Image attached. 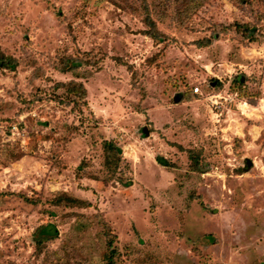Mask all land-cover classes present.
Masks as SVG:
<instances>
[{"label": "rangeland", "instance_id": "obj_1", "mask_svg": "<svg viewBox=\"0 0 264 264\" xmlns=\"http://www.w3.org/2000/svg\"><path fill=\"white\" fill-rule=\"evenodd\" d=\"M253 17L232 0H0L17 60L0 67V264H264V37L220 27Z\"/></svg>", "mask_w": 264, "mask_h": 264}, {"label": "trees", "instance_id": "obj_2", "mask_svg": "<svg viewBox=\"0 0 264 264\" xmlns=\"http://www.w3.org/2000/svg\"><path fill=\"white\" fill-rule=\"evenodd\" d=\"M234 3H236L237 5H239L241 8H247L248 12L252 15L253 17V21H249V22H244V23H231L229 25H224V26H220L223 29H234V36L235 38L240 42L243 43L245 45H250L251 43H257V42H261L264 34L260 31V29L257 26V22H260L263 18H264V13L260 12L261 10V6L258 5L261 4V2L263 0H232ZM203 2V0H180V4H193L195 7H197L198 5H200ZM257 3V4H254ZM147 7L144 8L145 10V17H144V22L146 23L147 26V30L144 31V34H146V36H148L149 38H151L154 43H162L164 42L165 39V35L164 33H162L161 31L158 30L156 23L151 19L148 10L146 9ZM220 31L215 30L213 32L210 33L209 36L205 37L203 40H201L200 43H198L199 46H209L213 40L217 39L218 36H220ZM78 60V61H77ZM83 59H74L73 61L70 59H63L62 60V64L60 67V70L62 72H66V71H74L77 68L80 67V64L83 62ZM16 65L17 64V60L14 57L11 56H5V55H0V67H4L6 65ZM248 81V76L246 73H244L243 71H238L237 73H235L232 77H231V87L232 88H236L239 89V92H244L245 91V86L246 83ZM216 83H218V81H216ZM72 101H74L75 104H77V102L75 101L74 97L72 98ZM65 102V104L69 103ZM160 164H162L163 166H169L168 161L162 160V159H158ZM194 162V164L196 163L195 169L201 168L199 167V162L196 160H192ZM204 169V168H203ZM69 202H71L72 204H82L79 203L78 200H76L75 198H69L68 199ZM38 233V235L35 237L36 238V248L40 247L42 245L43 242H45L46 240L52 239L57 235V231L54 225L52 224H46V225H41L39 227H37L35 234ZM112 243L108 242V246L111 247ZM115 252V250L113 251Z\"/></svg>", "mask_w": 264, "mask_h": 264}, {"label": "built area", "instance_id": "obj_3", "mask_svg": "<svg viewBox=\"0 0 264 264\" xmlns=\"http://www.w3.org/2000/svg\"><path fill=\"white\" fill-rule=\"evenodd\" d=\"M195 89H197V90H198V88H197V87H195Z\"/></svg>", "mask_w": 264, "mask_h": 264}, {"label": "water", "instance_id": "obj_4", "mask_svg": "<svg viewBox=\"0 0 264 264\" xmlns=\"http://www.w3.org/2000/svg\"><path fill=\"white\" fill-rule=\"evenodd\" d=\"M248 165H250V163Z\"/></svg>", "mask_w": 264, "mask_h": 264}]
</instances>
